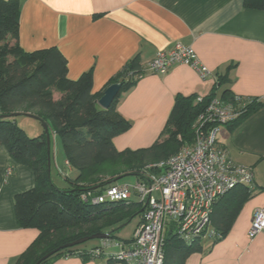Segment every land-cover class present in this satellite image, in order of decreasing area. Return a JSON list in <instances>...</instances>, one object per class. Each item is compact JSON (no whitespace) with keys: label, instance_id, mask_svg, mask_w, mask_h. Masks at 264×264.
<instances>
[{"label":"crops","instance_id":"crops-1","mask_svg":"<svg viewBox=\"0 0 264 264\" xmlns=\"http://www.w3.org/2000/svg\"><path fill=\"white\" fill-rule=\"evenodd\" d=\"M20 3L19 42L24 52L58 48L68 61L70 79L92 72L95 95L104 93L112 78L135 57L146 71L159 51H169L178 43L192 47L200 62L210 69L213 75L206 80L187 65L174 66L166 74L146 73L122 93L115 110L131 127L114 139L118 151L154 145L167 126L178 96L211 95L225 102L234 97L261 104L235 127L220 126L217 142L237 165L252 168V198L243 204L226 237L216 243L209 240L203 244L204 252L192 254L187 263L264 264V234L248 237L252 216L264 206V10L246 6V0ZM41 125L39 122L36 127L37 136L44 133ZM50 136L52 142L58 141L54 131ZM7 151L0 146V264H17L39 231L18 225L14 200L35 186L36 175L30 166L15 163ZM60 161L62 168L56 166L59 173L66 172L62 189H67L70 184L65 177L75 179L78 172L68 165L65 156ZM102 244L103 240L95 241L88 249ZM50 264L123 263L106 257L83 260L62 256Z\"/></svg>","mask_w":264,"mask_h":264},{"label":"trees","instance_id":"trees-1","mask_svg":"<svg viewBox=\"0 0 264 264\" xmlns=\"http://www.w3.org/2000/svg\"><path fill=\"white\" fill-rule=\"evenodd\" d=\"M246 6L264 10V0H246ZM20 9V0H0V114H33L46 122L49 132L54 131L59 137L66 162L78 172L75 179L65 177L69 188L56 187L49 175L45 132L30 138L14 118L0 119V146L8 149L15 163L30 166L36 175L35 186L16 195L14 200L18 225L39 231L17 264H35L56 248L80 238L108 233V239L116 240L114 233L134 218L140 224L143 205L138 202L94 205L81 197L87 192L103 193L128 176L140 181L146 172L163 173L156 165L172 157L180 144L194 143L196 120L215 97L199 100L195 96H178L167 126L154 145L118 151L114 139L127 132L131 124L115 109L122 93L146 74L139 57L129 61L109 83L108 86L122 84L112 106L99 108L103 93H92L91 71L72 80L68 77V61L58 48L24 52L19 42ZM244 104V112L228 124L230 128L261 105L255 100ZM151 163L152 167L141 169ZM252 193L249 186H238L216 201L209 224L214 234L188 243L170 227L165 237L163 264H188L192 254L204 252L202 238L207 237L212 243L224 239ZM86 243L55 252L40 264H50L62 256L92 260Z\"/></svg>","mask_w":264,"mask_h":264},{"label":"built area","instance_id":"built-area-1","mask_svg":"<svg viewBox=\"0 0 264 264\" xmlns=\"http://www.w3.org/2000/svg\"><path fill=\"white\" fill-rule=\"evenodd\" d=\"M177 65L192 67L204 80L213 75L195 50L181 43L169 51H159L146 73L166 74ZM245 105L240 98L231 102L213 98L196 120L194 143L156 165L163 173L146 172L134 185L115 184L103 193L82 195L84 201L94 205L129 203L133 197L143 205V216L133 237L123 242L104 239L99 248L91 249L92 259L106 257L123 264H163L165 237L170 227L188 243L214 234L209 224L216 201L238 186H251L254 180L252 168L237 165L217 143L219 127L239 118ZM260 234H264V206L252 216L248 237L254 239ZM111 247L120 248V252H107Z\"/></svg>","mask_w":264,"mask_h":264},{"label":"rangeland","instance_id":"rangeland-1","mask_svg":"<svg viewBox=\"0 0 264 264\" xmlns=\"http://www.w3.org/2000/svg\"><path fill=\"white\" fill-rule=\"evenodd\" d=\"M14 119H15L16 123L19 125V127H21L30 138L37 137L36 127L38 128V125H39L38 120L33 119L31 117L24 116V115L18 116ZM57 139H58V141L56 143L51 141L53 143L52 154L54 155V158H53L52 165L50 167V174L49 175H50V178H51V181L53 182V184H55L56 187H58L59 189H62V187H63L62 184H65L63 177L65 176L66 172H64L62 174L59 173V169H57V166H56V165H59L58 167L62 168V162L60 160L64 156V153L62 150V145H61L59 137H57ZM184 146H186V145L180 144L178 146V148H175L176 152H174L173 154L175 155ZM173 149L174 148H172V150ZM173 154H172V156H173ZM59 161L61 162V165H60ZM150 166L152 167L153 163L144 165L141 169H147V168H150ZM61 171H63V170L61 169ZM136 182H137V179L135 176H128V177H125V178L120 180V184H124V185H134V184H136ZM131 202L137 203L138 198L133 197ZM138 221H139V219L136 217L130 223H128L125 227L120 229L118 232L114 233L115 239L117 240V242H121V241L123 242L125 240H130L133 237V234H134L133 232L136 229ZM95 241H102V240H92V241L87 242L86 245H84V246H89L90 244H92ZM208 242H210L208 238H206V239L202 238L201 239L202 244H207ZM39 250H41V249H39ZM106 251L109 253H116L117 254L120 252V248L111 247Z\"/></svg>","mask_w":264,"mask_h":264},{"label":"water","instance_id":"water-1","mask_svg":"<svg viewBox=\"0 0 264 264\" xmlns=\"http://www.w3.org/2000/svg\"><path fill=\"white\" fill-rule=\"evenodd\" d=\"M122 89V84H113L111 86H109L103 93L102 97L99 98L98 100V105L99 107H102L103 109H108L112 106L113 102L115 101L116 97H118V95L120 94ZM27 116V117H31L33 119L38 120V122H41V126H43L44 128V132L46 134V138H47V148H48V166H49V170L51 167V137H50V132H49V127L48 124L44 121H42L40 118H38L37 116L33 115V114H21V113H14V114H9V115H1L0 114V119H9V118H16L18 116ZM110 237V234L108 233H98V234H93L92 236H87V237H83L80 238L74 242L68 243L62 247L56 248V250L50 252L49 254H47L46 256H44V258H42L41 260L37 261V263L35 264H40L41 261L43 259H47L48 257H50L52 254H54L55 252H58L62 249L65 248H69V247H74V246H78V245H82L86 242L92 241V240H103V239H108Z\"/></svg>","mask_w":264,"mask_h":264}]
</instances>
